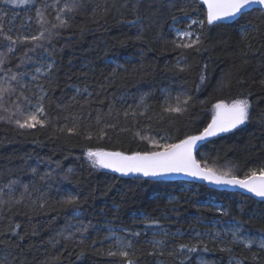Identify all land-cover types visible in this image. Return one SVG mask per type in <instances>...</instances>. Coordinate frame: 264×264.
I'll return each mask as SVG.
<instances>
[{"label": "trees", "instance_id": "trees-1", "mask_svg": "<svg viewBox=\"0 0 264 264\" xmlns=\"http://www.w3.org/2000/svg\"><path fill=\"white\" fill-rule=\"evenodd\" d=\"M66 4L76 7L60 12ZM12 13L16 21L27 16L41 38L9 33ZM58 13L67 26H59ZM191 22L196 37L183 42L199 36L200 43L177 47L181 40L173 28L186 29ZM0 30L17 41L13 45L0 35V117H5L0 119V264H124V258L107 255L116 251L105 241L107 225L131 238L128 251L136 264H264V249L257 244L245 247L232 243L231 233L217 238L213 232L215 224L235 222L242 232L264 239V202L195 182L121 177L81 158L87 148L126 154L160 150L154 144H175L202 131L215 101L246 95L251 119L208 140L196 158L203 167L225 168L241 178L252 169L259 172L264 167L263 11L208 24L204 5L196 0L23 5L0 0ZM42 54L53 65L37 78L44 90V124L22 129L14 122L23 118L17 105L27 111L24 97L32 98L21 77ZM178 96L188 103L180 112L168 111ZM68 196L77 203L64 205ZM179 244L196 245L197 251L188 254Z\"/></svg>", "mask_w": 264, "mask_h": 264}, {"label": "snow or ice", "instance_id": "snow-or-ice-1", "mask_svg": "<svg viewBox=\"0 0 264 264\" xmlns=\"http://www.w3.org/2000/svg\"><path fill=\"white\" fill-rule=\"evenodd\" d=\"M12 4H28L31 0H8ZM204 3L207 5V23L213 24L214 22L221 21L225 18H230L232 16L241 14L243 9L247 6L253 4L264 5V0H204ZM75 4H66L64 8H61L59 11L72 12L75 9ZM37 16H40L42 19V14L37 10ZM57 20L59 21V26H67V21L60 18L58 13ZM196 23V22H193ZM203 25L204 21H199ZM57 25H53L56 27ZM0 35H3L5 40L11 41V44H15L17 41L13 39L12 36L6 35L0 30ZM176 35L178 37H186L190 35L187 31L177 30ZM42 36V34H41ZM41 37L33 36L31 39L36 41ZM22 39H28L24 37ZM175 44L176 41L174 40ZM200 43L199 36L191 42H181L177 44V47L191 48ZM11 45L8 48V51H12ZM198 50V49H197ZM6 55V54H4ZM3 57L0 56V63H3ZM53 65L49 63L47 65L48 69H51ZM183 70V69H182ZM37 72H40L41 69L37 68ZM12 80H16L17 76L15 74L11 77ZM37 79V77H34ZM201 81L205 79L203 75L200 77ZM264 83V81H262ZM28 105H31V100L28 97H24ZM188 103V99L185 98L181 100L180 97H176L175 106H169L168 111L180 112L182 111V106ZM216 110L215 115H213L211 122L203 132L199 135L188 136L185 139L180 140L175 144H163L157 145L161 150L151 151V152H134L131 155H125L122 152H105L101 150H91L89 149L85 154L93 160L94 166L99 165L104 168L113 169L114 171L128 174V173H142L144 176H157L167 173H187L194 177H202L205 180L214 182L216 184H227L233 186H239L243 189H246L248 192L253 193L255 196L264 199V167L259 169V175L257 170L252 169L249 173L245 174L243 178L237 177L230 171H217L205 166L201 168L200 163L194 158L193 150L196 146L197 141L203 140L205 137L213 136L219 132H226L232 128L237 127L238 125L244 124L245 122L251 119V103L249 99H236L233 100L231 104L225 105L223 102L217 103L214 105ZM7 111V109H5ZM17 111H20L22 119H16L14 122L20 128H33L37 124L43 126L44 120L40 119V116L44 114V108L42 104H38L32 111H21L20 105H17ZM0 119H5V117H0ZM10 119V117H9ZM63 130V129H62ZM75 126L69 128L68 132H74ZM71 171V170H69ZM12 183H15L13 181ZM18 202V201H17ZM3 201L0 200V204ZM62 203L64 205H70L77 203V198L75 196L66 197ZM219 211V209H218ZM148 222V221H146ZM148 223H156V221H150ZM20 227L17 224L11 231L15 232L16 228ZM240 229L233 230L231 235L233 237L232 243L243 244L245 247H250L256 243V241L238 235ZM114 236V244L117 246L116 251H109L107 253L110 257L119 256L124 258V264H136V261L131 258V253L128 249L132 248L131 242H125L124 238L112 234ZM134 235H139L135 233ZM220 233H215V236H219ZM162 243L157 241L156 244ZM261 249H264V239L259 242L258 245ZM178 248L187 249V253H195L197 251L196 245L189 246L188 244H179ZM208 247L204 245V251H208ZM221 251H226L230 249H220ZM174 253H169L173 255ZM184 259L187 260L188 256L185 255ZM183 264V261H181ZM236 264H242L241 261H237Z\"/></svg>", "mask_w": 264, "mask_h": 264}, {"label": "rangeland", "instance_id": "rangeland-1", "mask_svg": "<svg viewBox=\"0 0 264 264\" xmlns=\"http://www.w3.org/2000/svg\"><path fill=\"white\" fill-rule=\"evenodd\" d=\"M17 15L12 13L10 15V26H9V33L11 34H16L19 38H24V37H30V36H35L37 31L31 29L29 23V19L27 16H23L21 21H16ZM193 22H191L188 27H186V29H180L179 27H174L173 28V32H174V36L176 38H179L180 40H187V39H193L194 37H196V34L194 32V30L192 29V27L190 26ZM177 30L179 31H187L190 33V35L186 36V37H178L176 35ZM51 63L52 64V60L51 57L46 55V54H42L39 58H37V60L31 62L28 64L27 68L28 71L26 72V74L22 75L21 77V87L24 91L29 93V96L32 98V103L31 105H28L27 111H32L34 110V108L38 105V104H42L41 100L42 97L44 95V90H42V85L39 81H37V79H34V77H44L47 76L49 73L48 69L47 71H45V69L47 68V65ZM40 68L41 71L37 72L36 69ZM243 98H247L249 99L248 96L246 95H242V96H236V98H229V99H224V100H218L215 101L212 105H210V108L208 109L210 117H213V115L215 114L216 110L214 108V105L220 102H223L225 105L231 104L233 100L236 99H243ZM250 101V99H249ZM44 114L41 117H43ZM246 123V122H245ZM156 145H162V144H154V147H156ZM104 150L103 148H87V149H83L82 153H81V158L82 160L89 165L90 167H92L93 169L96 170H100L101 166L96 165L94 166L93 160L90 159L85 153L89 150ZM161 150V149H160ZM154 151V150H153ZM158 151V150H157ZM208 168L217 170V171H226L225 168H212L207 166ZM214 228L216 229L215 231H213L214 233L220 231V235L223 233L225 235H229L233 230H236L237 228L240 229V231L238 232V235L252 239L254 241H256L255 244L259 245V242L262 240L261 237L259 236H250L248 233L242 232L241 228L238 226L237 223L235 222H230L229 224H223V223H218L217 225H214ZM124 230L122 229H116V228H112L111 226L107 225V235H106V239L105 241H107L109 244L113 245V249L117 250V246L114 244V236L112 235L113 233H115L116 235H119L121 237L124 238L125 242H130L131 238L127 237V235H124ZM151 233H160L161 231H158L156 229H151L150 230ZM219 235V236H220ZM218 236V237H219ZM232 236V235H231ZM217 237V238H218ZM154 241H160V239H155ZM160 245V244H158ZM203 264H207L202 262ZM210 264V263H208Z\"/></svg>", "mask_w": 264, "mask_h": 264}, {"label": "water", "instance_id": "water-1", "mask_svg": "<svg viewBox=\"0 0 264 264\" xmlns=\"http://www.w3.org/2000/svg\"><path fill=\"white\" fill-rule=\"evenodd\" d=\"M196 1H199V2H201L204 5L205 10H206V14H207V5L204 3V0H196ZM255 8L260 9L261 11L264 12V5L253 4V5H250V6L245 7L243 9V12L241 14L232 16L230 18H225V19H223L221 21H217V22H214V23H221V22L222 23H231L233 20L239 18L242 14H244V12L250 11V10L255 9ZM210 118L211 119H210L209 123L212 120V117H210ZM208 124L205 127L202 128V131H200L198 133H193L190 136L199 135L201 132H203L204 128H206L208 126ZM241 125H243V124H241ZM241 125H238L237 127H239ZM237 127L232 128V129H230V130H228L226 132H219V133H217V134H215L213 136L205 137L203 140L197 141L196 146H195V148L193 150V156H194V158L197 160V158H196V151L199 149V147H201L208 140L214 139V137H216V136L224 135L227 132L233 131V130L237 129ZM185 138H183V139H185ZM180 140H182V139H180ZM101 151H105V152H117V151H113V150L109 151V150H106V149L101 150ZM139 153H141V152H139ZM124 154L125 155H131V154H126V153H124ZM200 165H201V168H204L205 167V166L203 167L202 164H200ZM100 169H102V170H104L106 172H109V173L112 172V173L117 174L118 176H121V177H123V176L124 177H135V176H139V177H142V178H150V179H155V180L164 179V180H168V181H170V180L181 181L182 180V181H185V182H192V183L195 182V183L203 184L204 186L209 187V188H212V189H215V190L218 189V190H223V191H233V192L242 193V194H244V195H246L248 197H253L255 200H257L259 202H264V199L255 196L253 193H250L246 189H243V188H241L239 186H233V185H227V184H216L214 182L205 180L202 177H194V176H191V175H189L187 173H167V174H161V175H157V176H151V175L150 176H144L142 173H128V174H123V173L114 171L113 169H109V168L101 167ZM257 174L259 175V172H257ZM239 178H241V177H239Z\"/></svg>", "mask_w": 264, "mask_h": 264}]
</instances>
